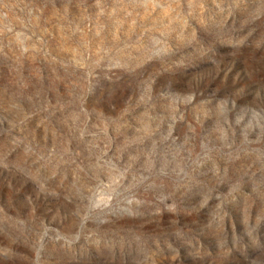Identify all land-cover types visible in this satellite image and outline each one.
Returning a JSON list of instances; mask_svg holds the SVG:
<instances>
[{"label": "rangeland", "instance_id": "obj_1", "mask_svg": "<svg viewBox=\"0 0 264 264\" xmlns=\"http://www.w3.org/2000/svg\"><path fill=\"white\" fill-rule=\"evenodd\" d=\"M0 264H264V0H0Z\"/></svg>", "mask_w": 264, "mask_h": 264}]
</instances>
